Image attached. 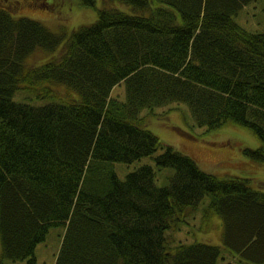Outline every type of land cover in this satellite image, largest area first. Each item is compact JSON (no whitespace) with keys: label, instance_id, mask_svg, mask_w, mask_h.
<instances>
[{"label":"trees","instance_id":"trees-1","mask_svg":"<svg viewBox=\"0 0 264 264\" xmlns=\"http://www.w3.org/2000/svg\"><path fill=\"white\" fill-rule=\"evenodd\" d=\"M50 1L37 4L75 5ZM78 1L97 18L54 31L0 0V264H37L53 226L54 264H221V244L167 232L207 196L224 247L264 264V190L204 170L146 126L158 109L208 130L234 121L261 138L244 152L264 160V18L253 25L248 10L260 0ZM145 157L124 178L115 169Z\"/></svg>","mask_w":264,"mask_h":264},{"label":"rangeland","instance_id":"rangeland-1","mask_svg":"<svg viewBox=\"0 0 264 264\" xmlns=\"http://www.w3.org/2000/svg\"><path fill=\"white\" fill-rule=\"evenodd\" d=\"M10 1V0H9ZM17 1V0H11ZM41 0H21L16 3L20 8L16 15H26L39 19L54 31L67 30L80 26L83 23H89L97 18L95 10L85 9L79 4L78 0H65L67 6L55 4V8L38 5ZM44 1V0H43ZM55 1V0H52ZM48 2H51L48 0ZM263 5V8H262ZM22 6V8H21ZM97 6H102V0H97ZM249 14L253 25L258 21H263L264 0L257 1L256 4L249 6ZM128 9V7H126ZM254 9L255 12H251ZM264 12V11H263ZM262 18H260V17ZM238 20L248 24L241 16ZM249 22V23H250ZM59 51V50H58ZM58 51L47 53L48 57L56 56ZM42 54L30 57L31 62L39 61L44 58ZM27 92V91H26ZM24 92L19 91L16 94L18 100H28L34 104H41L44 99L36 96L18 97ZM158 109L157 114L150 115L146 126L157 134L161 141L173 145L178 150L192 156L204 170L212 172L219 176H239L249 179L251 186L264 190V160L253 158L244 152L245 147L257 148L263 142L261 138L250 127L241 125L234 121H228L219 128L208 130L206 126L193 124L189 120V115H182L176 110L162 112ZM149 161V157L134 163H115V169L121 178H124L128 172L135 169L141 162ZM165 179V178H163ZM163 179L159 182L162 183ZM210 199L209 196L193 216L181 215L182 219L173 222L168 234L175 242H192L195 240L210 241L219 243L223 247V254L226 258L221 259V264H255L233 251L225 248L223 242V224L218 215L206 217L203 210L204 204ZM62 226H53L45 241L39 243L36 248L37 264H54L56 254L61 243ZM2 251L0 239V253ZM4 264H27L26 260L5 258Z\"/></svg>","mask_w":264,"mask_h":264}]
</instances>
